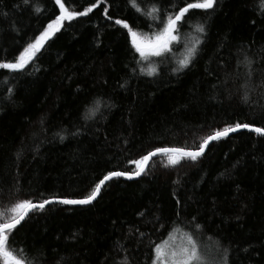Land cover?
Segmentation results:
<instances>
[{"label":"trees","instance_id":"1","mask_svg":"<svg viewBox=\"0 0 264 264\" xmlns=\"http://www.w3.org/2000/svg\"><path fill=\"white\" fill-rule=\"evenodd\" d=\"M61 2L80 12L98 0ZM189 2L135 0L138 12L130 0H105L64 21L23 71L0 69V211L80 199L108 172H134L133 161L156 148L191 149L235 123L264 128L261 0L190 10L172 52L152 58L151 76L115 24L151 36ZM58 15L56 0H0V62H15ZM187 234L207 264H264L263 136L230 135L196 162L166 166L156 157L141 178L110 180L90 205L34 211L9 244L29 264H154L155 245L186 244Z\"/></svg>","mask_w":264,"mask_h":264},{"label":"snow or ice","instance_id":"2","mask_svg":"<svg viewBox=\"0 0 264 264\" xmlns=\"http://www.w3.org/2000/svg\"><path fill=\"white\" fill-rule=\"evenodd\" d=\"M105 0H98V3L93 4L91 7L84 9L83 11L76 12L70 11L61 0H56L59 6V15L50 23L47 24L46 29L39 35V37L33 43H29L23 51L19 54L15 62H0V69L9 70L11 72L23 71V69L33 60L36 54L43 48L45 41L50 39L56 32H59L63 26L64 21L71 22L80 16H87L92 12L93 8L98 7L100 3H104ZM24 3H28V0H24ZM132 7L138 12L141 11L140 7L135 3V0H130ZM217 0H195V2L186 3V5L179 9L174 15H169L163 22L161 29L151 36L142 35L141 33L134 31L130 25L120 19L115 20V24L127 30L128 35L131 38V46L139 56V60L149 64L147 75H154L156 72L155 67L151 66L152 58L164 57L166 54L172 52L173 43H179L178 23L181 22L186 13L190 10H200L208 12L214 9ZM261 10H264V0L260 3ZM40 11V9H37ZM107 14V9H103ZM159 10L153 7L152 12H158ZM151 15V13H149ZM109 19H111L109 17ZM196 31L203 34V26H197ZM201 43L200 39L193 42L192 46L187 49V53L183 59L179 61V70L189 67L192 59L195 57L198 51V45ZM248 64V61L245 58ZM250 74V73H249ZM100 102H96V107L92 109L94 115L99 109ZM242 129L248 132L264 136V128L253 127L249 124L235 123L234 125L226 126L222 130H216L212 134L202 138L198 146L188 149L186 147H159L153 151H150L142 158L133 161L136 164V170L132 173L122 171L108 172L103 178L96 183L94 189L90 194L80 199H67V198H49L39 203H33L31 200H24L17 202L14 206H11L7 213L0 211V262L2 264H29L25 256L20 255L9 244V236L18 225L28 216L30 211H43L46 205L52 203H59L63 205H90L98 195L100 194L102 186L106 181H110L112 178H119L124 176L131 180L134 177H138L145 171L150 159L159 155L167 157L168 165H178L181 160L188 159L192 162H196L201 156L204 155L205 150L209 143L213 141H220L223 138L229 136L230 133H236ZM63 139V137H61ZM19 155V154H18ZM167 166V165H166ZM10 213V215L8 214ZM172 239L171 237L169 238ZM155 262L154 264H207L206 260L199 254L197 242L194 237L187 234V243L181 245L169 244V241H164L155 245Z\"/></svg>","mask_w":264,"mask_h":264},{"label":"water","instance_id":"3","mask_svg":"<svg viewBox=\"0 0 264 264\" xmlns=\"http://www.w3.org/2000/svg\"><path fill=\"white\" fill-rule=\"evenodd\" d=\"M241 131H247V130L242 129V130H240V131H238V132H236V133H239V132H241ZM236 133H230L229 136H230V135H234V134H236ZM257 135H258V134H257ZM263 137H264V136H263ZM223 139H224V138H223ZM221 140H222V139H221ZM215 142H217V141H213V142L209 143V145L212 144V143H215ZM209 145H208V146H209ZM208 146H207V147H208ZM206 149H207V148H206ZM205 151H206V150H205ZM152 158H153V157H152ZM152 158H151V159H152ZM151 159H150V161H149L147 167H149V164H150V162H151ZM147 167H146V168H147ZM146 168H145V170H146ZM143 173H144V172H143ZM143 173H141L140 176H138V177H134V178L131 179V180H137V179L141 178L142 175H143ZM119 178H125V177H124V176H121V177H119ZM113 179H117V178L114 177V178H112L111 180H113ZM126 179H127V178H126ZM108 182H109V181H106V182H105V184L102 186L101 190L106 186V184H107ZM100 192H101V191H100ZM98 196H99V195H98ZM97 198H98V197H97ZM97 198H96V199H97ZM94 201H96V200H94ZM94 201H93V202H94ZM93 202H92V203H93ZM92 203H91V204H92ZM52 204H59V203H52ZM52 204H49V205H52ZM49 205H46V207L49 206ZM59 205H63V204H59ZM65 206H66V205H65ZM67 206H86V205H67ZM46 207H45V208H46ZM35 211H36V210H35ZM31 213H32V211L29 212V214H31ZM29 214H28V216H29ZM28 216H27V217H28ZM27 217H26V218H27ZM26 218H25V220H26ZM25 220H24V221H25ZM24 221H22V222H24ZM22 222H21V223H22ZM18 226H19V225H18Z\"/></svg>","mask_w":264,"mask_h":264},{"label":"rangeland","instance_id":"4","mask_svg":"<svg viewBox=\"0 0 264 264\" xmlns=\"http://www.w3.org/2000/svg\"><path fill=\"white\" fill-rule=\"evenodd\" d=\"M156 157L158 158V160H159V159L163 160V162H164L165 165L168 164V162H167V157L162 156V155H159V154H158L157 156L153 157V158L151 159V161H153ZM148 168H149V167L146 168V170L144 171L143 175H144L145 172L148 170ZM33 212H34V211H32V213H33ZM6 213H7V212H6ZM8 214L10 215V213H8ZM29 215H30V214H29ZM28 217H29V216H28ZM26 219H27V218H26ZM169 244H174V245H177V246H178V245H181V244H177L175 241H174V242L171 241V242H169ZM182 244H183V243H182Z\"/></svg>","mask_w":264,"mask_h":264}]
</instances>
